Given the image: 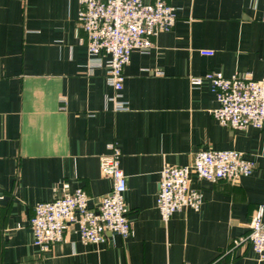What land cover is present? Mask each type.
Instances as JSON below:
<instances>
[{
	"label": "crops",
	"instance_id": "0c3cea01",
	"mask_svg": "<svg viewBox=\"0 0 264 264\" xmlns=\"http://www.w3.org/2000/svg\"><path fill=\"white\" fill-rule=\"evenodd\" d=\"M167 1L176 24L154 48L133 50L121 91L129 109L119 111L106 67L88 70L78 0H0V264H264L245 240L264 210V131L220 124L210 83L191 84L210 71L264 75V0ZM112 144L122 152L131 234L85 244L69 225L41 251L35 206L77 187L95 206L112 188L100 171ZM205 149L243 151L256 167L238 183L192 174L201 207L163 220L161 170Z\"/></svg>",
	"mask_w": 264,
	"mask_h": 264
},
{
	"label": "built area",
	"instance_id": "2783aa9c",
	"mask_svg": "<svg viewBox=\"0 0 264 264\" xmlns=\"http://www.w3.org/2000/svg\"><path fill=\"white\" fill-rule=\"evenodd\" d=\"M78 1V20L86 35L81 42L89 54L88 70L92 73L97 67L105 66L107 80L115 89L114 109L128 110V102L121 95L124 69L131 62L133 50L154 48L157 36L173 29L177 20L176 7L167 0ZM204 81H208L217 94L219 106L212 114L220 124L233 129L255 127L264 131V75L257 79L251 73L226 76L220 71H210L191 77L194 86ZM121 156L116 144L110 146V153L101 156L100 171L111 178L113 184L95 206L90 205L91 198L82 187L35 206L30 225L35 235L34 243L41 251L63 241L69 225L77 226L85 244L105 243L113 235L128 237L131 234L132 220L125 201L127 176L121 167ZM255 167L254 159L236 149L200 150L190 164L165 166L160 173L156 200L163 220H169L184 207L194 210L201 207L204 196L191 187L192 174L213 183L220 180L238 183ZM249 226L250 233L245 240L251 243L259 259L264 260L263 206L258 207Z\"/></svg>",
	"mask_w": 264,
	"mask_h": 264
},
{
	"label": "trees",
	"instance_id": "16d2710c",
	"mask_svg": "<svg viewBox=\"0 0 264 264\" xmlns=\"http://www.w3.org/2000/svg\"><path fill=\"white\" fill-rule=\"evenodd\" d=\"M234 245V244H233ZM233 247V246H232ZM232 247H231V249H229V251H227V252H231L232 251ZM227 256H230V254H227Z\"/></svg>",
	"mask_w": 264,
	"mask_h": 264
}]
</instances>
